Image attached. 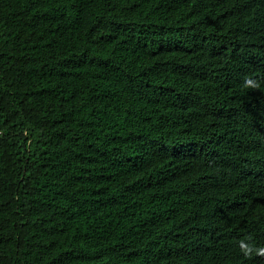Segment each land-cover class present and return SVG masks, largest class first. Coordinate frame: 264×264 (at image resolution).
<instances>
[{
	"label": "trees",
	"instance_id": "1",
	"mask_svg": "<svg viewBox=\"0 0 264 264\" xmlns=\"http://www.w3.org/2000/svg\"><path fill=\"white\" fill-rule=\"evenodd\" d=\"M262 248L264 0H0V264Z\"/></svg>",
	"mask_w": 264,
	"mask_h": 264
},
{
	"label": "clouds",
	"instance_id": "2",
	"mask_svg": "<svg viewBox=\"0 0 264 264\" xmlns=\"http://www.w3.org/2000/svg\"><path fill=\"white\" fill-rule=\"evenodd\" d=\"M244 86L246 87H258V84H254V82L251 79L246 78L244 81ZM258 255H264V248L257 249Z\"/></svg>",
	"mask_w": 264,
	"mask_h": 264
}]
</instances>
